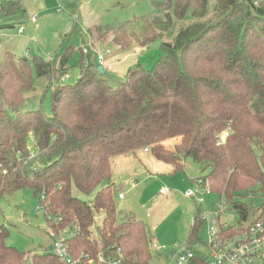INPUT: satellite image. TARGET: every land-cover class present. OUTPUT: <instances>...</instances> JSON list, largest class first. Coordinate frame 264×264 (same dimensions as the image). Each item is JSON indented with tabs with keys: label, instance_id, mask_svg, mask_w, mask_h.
<instances>
[{
	"label": "trees",
	"instance_id": "16d2710c",
	"mask_svg": "<svg viewBox=\"0 0 264 264\" xmlns=\"http://www.w3.org/2000/svg\"><path fill=\"white\" fill-rule=\"evenodd\" d=\"M208 6V0H158L154 13L88 27L92 41L111 35L125 49L133 39L142 47L159 39L172 19L186 12L194 18L172 41L160 43L162 53L152 67L131 65L117 82L81 61L76 81L57 84L51 93L48 115L20 111L23 93L33 87L32 71L37 77L66 75L73 49L64 51L55 67L38 56L8 51L0 59V199L30 187L43 208L47 233L56 238L68 231L62 241L73 259L88 254L97 261L102 253L118 264H149L148 229L115 205L122 185L109 180L116 154L145 149L171 166L170 173L190 158L202 174L194 180L222 196L241 220L252 210L255 194H264V2L213 0L214 16L200 20ZM16 9L18 0L0 3L1 14ZM138 19L139 33L130 34L127 24ZM173 139L172 148L165 146ZM100 184L90 202L71 192L74 186L89 194ZM98 213L97 243L91 227ZM261 218L264 198L253 221ZM245 227L225 223L219 230L234 234ZM7 237L0 225V264H25V254L8 246ZM193 261L205 263L196 254L188 264ZM32 262L65 264L50 252L32 253Z\"/></svg>",
	"mask_w": 264,
	"mask_h": 264
},
{
	"label": "rangeland",
	"instance_id": "374dc122",
	"mask_svg": "<svg viewBox=\"0 0 264 264\" xmlns=\"http://www.w3.org/2000/svg\"><path fill=\"white\" fill-rule=\"evenodd\" d=\"M3 1L7 0H0V3ZM157 1L19 0L21 9H16L10 14L0 13V59L5 51L16 57H23L25 52L29 57L38 56L42 60L52 61L55 67L62 53L70 47L73 49L67 64L66 78L65 74L58 76L56 73L54 77H37L32 71L33 87L23 93L24 101L20 111L38 109L48 115L51 93L57 84H71L76 81L81 60L89 59L97 53L96 49L94 51L88 44L87 27L154 13ZM254 1L264 2V0ZM208 2V11L200 20L211 19L215 14L213 0ZM58 6H60L59 11L56 10ZM34 15L36 22L30 20ZM193 19L190 11L180 19L173 18L171 26L161 33L160 38L143 48L134 39L132 42L135 43L133 45L130 43L121 52L117 51L120 49H117L112 39L93 42H98L97 51L108 48L112 53L117 51L119 54L128 55L127 59L119 64L121 67L125 65L127 67V63L132 62V55L135 53L136 61H133L132 65L142 63L150 68L162 53L160 43L172 41L177 31ZM141 25V19L135 20L127 24V31L130 34L139 33ZM20 27H22L21 32L18 31ZM135 47L136 51L133 50ZM81 48L85 50L83 56ZM118 69V65L114 64L112 71L104 70V74L108 79L116 82L121 80L126 72L123 70L120 72ZM224 137L222 136V141ZM176 141L177 139H173L165 141L164 144L172 148ZM111 163L110 182L122 183L119 188L122 198L115 196L117 211L132 212L149 231L151 252L149 264H165L171 253L185 249H190L199 258L209 259L207 221L202 213H208L209 217L215 215L218 211L216 201L219 200V195L206 192L200 184H197L194 178L198 179L197 177L202 174L190 158L184 160L183 169L176 173H170L171 166L157 159L151 152L145 153L142 149H137L135 155L116 154L112 156ZM100 187L101 184L89 194H84L72 186L71 192L74 196L90 202ZM195 188L196 196L184 195L187 190ZM161 190L165 193L161 194ZM255 196L252 204L254 206L246 220L239 219L238 213L224 200V208L217 219V225L225 223L247 225L252 222L256 215V207L264 198V194L256 193ZM198 197H202V200H198ZM101 217L102 213L96 214L95 223L91 227V238L97 243ZM194 219H197L196 236L188 245V235ZM0 225L8 231L6 244L16 247L25 255L53 253L55 239H62L68 234V231L63 230L54 238L47 233L43 208L30 187H24L0 199ZM152 243L157 244L160 249L153 248ZM192 264L205 263L193 261Z\"/></svg>",
	"mask_w": 264,
	"mask_h": 264
},
{
	"label": "built area",
	"instance_id": "2783aa9c",
	"mask_svg": "<svg viewBox=\"0 0 264 264\" xmlns=\"http://www.w3.org/2000/svg\"><path fill=\"white\" fill-rule=\"evenodd\" d=\"M57 7V11H59ZM36 15L31 16L30 20L34 22ZM22 31V27L19 28ZM96 49V62L97 66H101L104 70H110L112 63L107 59L111 55L110 49L104 51H97ZM85 51V50H83ZM27 56V54L25 53ZM68 75H65V78ZM228 129L221 132L222 136L227 134ZM144 151H146L144 149ZM200 184L206 192H209L205 188L201 181L197 182ZM197 189H189L184 195L188 197L196 196ZM161 194L165 192L161 190ZM118 198H122V194L118 195ZM198 200H202V197H198ZM224 198L219 196V200L216 201L218 211L215 215L209 217L208 213H202L203 218L207 221L208 230V243L209 248V259L204 258L205 264H262L264 261V218L254 220L246 225V227L240 232L234 234L222 233L217 225V219L223 210ZM152 247L160 249V247L152 243ZM53 254H55L65 264H118L119 260H107L103 257L102 253L97 255V261L91 258L88 254H81L79 258L73 259L70 257L67 247L62 239H55V247ZM194 253L190 249L184 251H174L167 257L165 264H185L194 257ZM25 264H33L32 254L24 256Z\"/></svg>",
	"mask_w": 264,
	"mask_h": 264
},
{
	"label": "crops",
	"instance_id": "0c3cea01",
	"mask_svg": "<svg viewBox=\"0 0 264 264\" xmlns=\"http://www.w3.org/2000/svg\"><path fill=\"white\" fill-rule=\"evenodd\" d=\"M19 1V0H18ZM20 4V3H19ZM21 6V5H20ZM34 22H36V19H35V21ZM88 28V27H87ZM87 28H86V30H87ZM19 31V30H18ZM87 33V32H86ZM87 36H88V39H89V41H88V44H90L91 46L90 47H92L93 48V50L95 51V47L97 48V43L99 42H97V43H95V42H93L91 39H90V37H89V35L87 34ZM106 38H108V39H112V36L111 35H108V36H106L105 38H103L102 40H104V39H106ZM101 41V40H100ZM135 42H131V44L133 45ZM114 45H116V44H114ZM131 45V46H132ZM142 47V46H141ZM144 47V46H143ZM142 47V48H143ZM120 49V50H117V51H119V52H121V50H124V49H121L118 45H117V49ZM134 51H136V47L133 49ZM117 51H115V52H113V53H111V55H110V57L109 58H107L111 63H112V67H111V69L110 70H108V71H112V69H113V66H114V64H116V65H118V70L120 71V72H122V70H123V72L124 71H126L131 65H132V63H133V61H136V57H134L135 56V53H134V55H132L133 57V59H132V62L129 64V63H127V67H126V65L124 66V67H121L119 64H121V62H123L124 60H125V58L127 59V57H128V55H126V54H124V55H122V54H119V52H117ZM6 52V51H5ZM81 52H82V56H83V54H84V52L82 51V48H81ZM86 54V53H85ZM24 56H25V52H24ZM27 57H29V55H27ZM50 59H52V58H50ZM53 60V59H52ZM86 60H89V61H86ZM84 59L83 58V60H81L82 62H84V64H93L94 65V67L95 68H97V62H96V55L94 56V55H92L91 57H89V59ZM129 61V60H128ZM52 62V61H51ZM137 62H139V60H137ZM104 70V69H103ZM117 82V81H116Z\"/></svg>",
	"mask_w": 264,
	"mask_h": 264
},
{
	"label": "water",
	"instance_id": "95a60500",
	"mask_svg": "<svg viewBox=\"0 0 264 264\" xmlns=\"http://www.w3.org/2000/svg\"><path fill=\"white\" fill-rule=\"evenodd\" d=\"M97 70L99 71V73L104 74V70L101 66H97Z\"/></svg>",
	"mask_w": 264,
	"mask_h": 264
}]
</instances>
